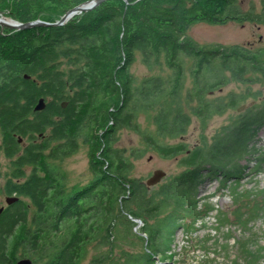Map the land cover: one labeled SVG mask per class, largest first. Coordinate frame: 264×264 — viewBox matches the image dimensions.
I'll use <instances>...</instances> for the list:
<instances>
[{"label":"trees","instance_id":"16d2710c","mask_svg":"<svg viewBox=\"0 0 264 264\" xmlns=\"http://www.w3.org/2000/svg\"><path fill=\"white\" fill-rule=\"evenodd\" d=\"M85 1L0 0V13L21 22H53ZM229 21L261 19L237 0H103L62 25L0 27V152L11 163L3 191L18 197L0 211V264L25 257L32 264H80L91 245L89 264H178L176 230L195 233L214 208L198 205L197 186L204 175L219 172L221 184L229 177L238 182L247 166L238 159L251 152L248 144L264 123L261 100L210 144L189 149L182 141H165L181 136L189 122L182 104L187 77L185 99L197 103L192 113L205 121L238 105L233 93L227 101L208 97L227 85L228 75L242 83L255 73L264 76V49L200 43L189 34L197 22ZM137 55L147 67L162 65L168 72L137 82L131 72ZM40 98L45 107L35 111ZM147 114H153L154 133L138 122ZM122 129L139 134L145 150L179 157L184 170L155 191L147 187L131 174L143 151L115 146ZM80 137L92 177L70 189L58 162L78 151ZM261 190L245 195V204L236 195L231 215L218 210V228L259 216ZM132 218L143 222L137 231ZM261 260L264 245L247 251L244 264Z\"/></svg>","mask_w":264,"mask_h":264},{"label":"rangeland","instance_id":"374dc122","mask_svg":"<svg viewBox=\"0 0 264 264\" xmlns=\"http://www.w3.org/2000/svg\"><path fill=\"white\" fill-rule=\"evenodd\" d=\"M237 3L241 9L251 10L254 14L260 15L261 21H245L243 23L229 21L218 25L197 22L189 28V34L200 43L241 44L255 49H264V0H237ZM0 15L11 18L2 12ZM131 72L135 76L136 81L139 82L145 76L162 72L166 74L168 70L162 65L149 68L142 63L139 55H137L135 61L131 64ZM228 77L227 85L210 93L208 97L211 101H217L221 98H225L227 101V95L233 93L239 99L238 105L236 108H227L221 114H214L209 119H205V121H202L203 119L192 113L197 103L195 101L187 102L185 99L186 90L191 88V80L187 77L182 95V104L183 110L189 116V122H187L186 130L181 136L176 139L166 137V142L182 141L189 149L194 148L196 145H201L203 142L210 144L224 126L230 124L232 120L240 117L244 112H247L252 105L264 100V76L255 73L250 80L244 83L237 81L230 75ZM240 107L243 108L239 109ZM138 122L142 129H147L152 133L156 132L153 114L140 116ZM253 135L250 141L252 145L248 144V149L251 147V152L238 159V164L247 165L237 180L238 182H234L235 179L229 177L224 184H221L222 177L219 172L215 175H204V178L197 186L195 197L198 200V205L210 203L214 208L205 216V226L198 229L195 233H186L181 228L176 230L172 252L175 253L173 260H178V264H244L247 251L255 253L259 246L264 245V204L262 205L263 208L260 209V215L251 218L243 226L236 222L218 228L216 219L221 217L218 210L231 215V210L237 205L233 201L236 195H238L240 202L242 201L241 203L245 204V200H243L246 197L245 195L259 193L258 191L261 189V191H264V153H261L264 152V123L256 128ZM115 146L123 147L127 150L133 148L143 151L142 156L134 160V167L131 173L142 182H145L156 169H161L165 172V176L157 184L151 186L154 191L158 189L159 185L169 181V179L184 170V167L179 162V157L165 158L154 151L145 150L141 136L134 131L128 129L120 130ZM261 154L262 156H259ZM261 157H263V160L258 165V168L253 169L257 158ZM88 161V146L83 141V137H80L78 151L58 162L65 171V181L68 188L72 189L74 186L85 184L91 179ZM10 171L11 163L9 159L0 152V206L6 205L5 197L7 195L4 193L3 187ZM235 184H238L236 188H232ZM262 196L264 199L263 194ZM256 199L258 200V195ZM249 205H252V203ZM240 210L245 212V206H240ZM247 214L242 215L241 219H245ZM142 226L143 222L139 221V223H136L134 230L137 231ZM91 246L88 247L89 254L87 258L80 264H89L94 253ZM223 246H226V248H222ZM166 262L168 260L161 263Z\"/></svg>","mask_w":264,"mask_h":264},{"label":"water","instance_id":"95a60500","mask_svg":"<svg viewBox=\"0 0 264 264\" xmlns=\"http://www.w3.org/2000/svg\"><path fill=\"white\" fill-rule=\"evenodd\" d=\"M101 1L103 0H87L83 3H81L80 5H77L71 9H69L63 16H61V18L59 20H57L56 22H46L40 19H36L33 21H28V22H20L17 21L15 19L12 18H7L3 15H0V27H7V28H12V29H24V28H30L33 26H37V25H62L64 24L68 19H70L73 15L83 12V11H87L93 7H95L97 4H99ZM25 78H29L27 75H25ZM62 106H65V102H62ZM45 107V100L43 98H40L38 100V102L36 103V105L34 106V110L38 111V110H42ZM243 107H240L239 109H241ZM19 141H21V139L19 138ZM165 176V172L161 169H156L152 172V174L149 176V178H147V180L145 182H143L147 187H151L155 184H157L163 177ZM18 199V197L16 196H6L5 197V203L6 205H10L11 203H13L14 201H16ZM3 209V206L0 207V211ZM133 221H135L136 223H139V219L136 218H132ZM16 264H32L31 259L29 258H21L19 259Z\"/></svg>","mask_w":264,"mask_h":264},{"label":"bare ground","instance_id":"6f19581e","mask_svg":"<svg viewBox=\"0 0 264 264\" xmlns=\"http://www.w3.org/2000/svg\"><path fill=\"white\" fill-rule=\"evenodd\" d=\"M54 95V94H53ZM3 136V135H2ZM3 138V137H2ZM62 158V157H61ZM15 196V195H14Z\"/></svg>","mask_w":264,"mask_h":264}]
</instances>
